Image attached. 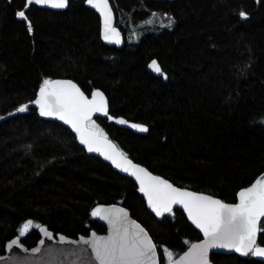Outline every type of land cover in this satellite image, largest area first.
I'll list each match as a JSON object with an SVG mask.
<instances>
[{"label": "trees", "instance_id": "obj_1", "mask_svg": "<svg viewBox=\"0 0 264 264\" xmlns=\"http://www.w3.org/2000/svg\"><path fill=\"white\" fill-rule=\"evenodd\" d=\"M110 2L122 48L103 43L86 0H69L64 11L30 5L31 30L17 16L26 0H0V254L17 235L36 245L43 224L71 237L105 232L91 214L97 204L131 210L160 264L202 238L179 208L157 218L134 180L86 152L67 126L42 118L34 100L44 80L73 79L88 95L100 88L113 116L146 124L148 133L137 134L103 115L91 119L125 155L176 186L236 202L264 171V0ZM154 59L159 74L149 68ZM211 260L264 264L253 255Z\"/></svg>", "mask_w": 264, "mask_h": 264}, {"label": "snow or ice", "instance_id": "obj_2", "mask_svg": "<svg viewBox=\"0 0 264 264\" xmlns=\"http://www.w3.org/2000/svg\"><path fill=\"white\" fill-rule=\"evenodd\" d=\"M69 0H26V7L32 4H48L53 8L68 7ZM87 3L98 9L104 17V39L111 40L118 36L111 27V6L109 0H87ZM246 18L247 14L240 13ZM17 16L27 22L29 30L31 23L25 11L17 12ZM119 43V39L115 40ZM156 72L162 70L156 61L150 65ZM39 105L44 116H56L79 134L81 143L88 151L102 152L117 168L130 173L140 183V191L147 195L148 202L157 216L171 214L172 206L179 204L187 210L189 218L202 229L207 238L203 243L192 244L188 253L176 264H208L207 252L209 247L218 246L234 249L242 255L264 257V246L257 245V236L264 229L259 222L264 218V177L257 179L250 187L239 192V203L225 204L209 196L197 195L187 190L173 187L168 181L153 176L146 169L133 164L126 155L116 150L115 145L107 140L102 131L98 130L91 120L93 113L107 115V100L104 94L96 91L89 100L71 81L44 80L39 91V98L34 101ZM27 105L18 111H25ZM120 124L127 121L120 119ZM140 131H147L142 125H132ZM93 216H102L113 226V234L107 238L94 237L90 243L99 264H157L156 245L151 241L147 232L140 225L128 224V214L123 209L98 207L92 212ZM33 226L32 221L26 222L21 235ZM132 228V231L129 228ZM45 233L47 234L46 230ZM18 244L13 240L8 247ZM40 249H33L39 252ZM169 261L172 253H167Z\"/></svg>", "mask_w": 264, "mask_h": 264}, {"label": "water", "instance_id": "obj_3", "mask_svg": "<svg viewBox=\"0 0 264 264\" xmlns=\"http://www.w3.org/2000/svg\"><path fill=\"white\" fill-rule=\"evenodd\" d=\"M86 4L90 8L94 9L100 16V19H101V39H102L103 43H105L106 45H109V46H114L116 48H122L125 45V36H124V33L121 31V29L116 25L115 11H114V9L112 7V4H111L110 0H109V4L111 6V16H112L111 27L114 28L116 30V32L119 34L118 36L112 37L111 40H105L104 39V17H103V14L98 9H96L95 7L89 5L87 3V0H86ZM68 5H69V3H68ZM38 6L46 8V9L54 10V11H64V10H66L68 8V7H66V8H63V9H57V8L51 7V5H48V4H39ZM29 7H30V5H28L27 7L25 5L24 8H23V11L28 10ZM116 39H119L120 42L116 43L115 42ZM153 61H156L158 63V65L160 66L159 62L156 59L152 60L150 62V65L152 64ZM149 68H150V70L153 73L159 74L152 67L149 66ZM160 68H161V66H160ZM52 81H71L73 84H75L80 89V91H82L84 93V95L89 100L92 99V96H93V94L96 91L102 92L104 94V97L107 100V108H108L107 115L102 114V113H93L91 119L96 117V116L103 115V116H106L107 118H109L110 120H112L113 122H115L116 125L119 126V127L129 129V130H131V131H133L134 133H137V134H147L148 133V126L146 124H144V123L128 120L127 118H125L123 116H113L110 113V104H109V99L107 97V94L102 89L96 88V89H94L91 92L90 95H88L79 86V84L73 79H70V78H55V79H52ZM40 88L37 91L35 100H37L39 98ZM34 105L36 106V108L38 110V113H39V115L42 118L55 120V121H58V122L62 123L65 126H67L73 132V134H75L78 143L80 144V146H82L86 150V152H88L89 154H92L94 156L99 157L105 163L109 164L115 171H117L120 174H122L124 176H127L130 179L134 180L136 182L137 186H138L140 194L145 199V202H146L148 210L152 214H154L157 218H161L162 217V216H157L156 215L155 211L152 209V207L150 206V204L148 202L147 195L144 192L140 191V183L134 176H132L128 172L122 171V169H120V168H117L115 166V164L111 160L107 159L102 152H96V151H91L90 152V151H88L87 150V146L85 144L81 143L80 138H79V134L71 127V125H69L64 120H61V119H59L56 116H44V115H42L39 105H37L35 103H34ZM120 119H123V120L127 121V123L126 124L118 123V120H120ZM134 124L135 125H142V126L146 127L147 131H140L138 128L132 127V125H134ZM107 140L110 141L111 144L115 145V148H116L117 151L122 152L121 149L117 146V144L113 140H111L108 137H107ZM126 157H127V159L131 160L133 164H136V165L146 169L153 176H156V177H159V178H161L163 180L168 181V183L172 184L173 187L180 188L182 190H187V191L195 193L197 195L209 196V197H211L213 199L220 200L222 203L230 204V205L239 203L238 194H239V192L241 190L250 187L257 179H260L261 177H264V171H263L255 178V180L250 185H248L246 187H243V188H241L238 191V193H237V201L236 202H226L223 199H221V198H219L217 196L211 195L209 193H206V192L196 191V190H193V189H190V188H187V187L176 186L175 184H173L171 181H169L165 177H162V176L157 175L154 172H152L145 165L140 164L138 162H135L132 158L128 157L127 155H126ZM98 207L123 209L128 214V224L130 225L131 222H135V224L140 225V227L143 228L147 232L148 236L151 238V241L155 244L153 238L151 237V235L148 232V230L146 229V227L132 215L131 210H129L128 208L122 206L121 204H116V203H113V204H97L92 209L91 214ZM175 208H179V209H181L184 212V214L187 217L189 223L196 230H198L200 232V234L202 235V238L200 240H197V241H194L193 243H191L187 247L186 250H184L181 254H179L178 256L173 258L167 264H176V262L179 261L182 256H184L186 253L189 252L192 244H200V243H203L205 241V239H207L204 236L202 229L197 227L196 224L189 218V216L187 214V210L184 209L182 205H179V204L173 205L172 209H175ZM165 214H167V213H165ZM93 217L98 222L102 223L106 227V231L105 232H97L95 230H92L90 232V234H88V235H79L78 237H71V236H68V235L63 234V233H55L54 231H52L46 225L43 224V225H41L39 227L40 238H39L37 244L32 246V247H30V248L22 242L21 237L18 236V235L14 236L10 240H8L6 242V244H5V252L0 254V264H99V262L96 261V259H95V253H94V250L92 248V245L90 243L86 244V243H84V241H86V240L91 241V240L94 239V237L107 238V237L111 236L113 234V226L108 222V220H105L102 216H93ZM262 219L263 218H261V220ZM261 220L259 222V225L261 223ZM45 230H46L47 234L45 233ZM129 230L132 231V228L130 227ZM259 234L257 236V245L264 246V245L258 244ZM13 240H18V244H15V245H12L11 247H8V245H10ZM37 248L40 249V251L39 252H33V249H37ZM213 253L237 254V255H239L241 257L248 256V255H242L240 252H237L234 249H227V248H222V247H218V246H212V247H209L208 252H207L208 264H213V262L211 260V256H212ZM156 254H157V264H160L159 253H158L157 247H156ZM254 257L257 260H260V261L264 262V257H258V256H254Z\"/></svg>", "mask_w": 264, "mask_h": 264}]
</instances>
